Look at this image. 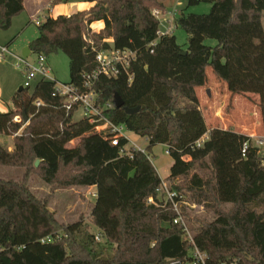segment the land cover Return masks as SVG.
Wrapping results in <instances>:
<instances>
[{"label": "trees", "instance_id": "obj_1", "mask_svg": "<svg viewBox=\"0 0 264 264\" xmlns=\"http://www.w3.org/2000/svg\"><path fill=\"white\" fill-rule=\"evenodd\" d=\"M88 1L94 2L89 9L47 17L29 44L32 52L49 56L62 50L69 58L70 82L81 85L83 74L98 66L91 42L99 49L136 50L128 72L101 75L95 88L102 104L112 102L117 92L124 106L141 109L128 114L114 106L105 115L147 137L148 152L168 144L174 162L166 179L215 211L212 221L196 218L197 226L185 211L207 264H264V214L256 210L264 200L262 155L250 135L209 128L196 91L208 82L212 68L232 94H258L264 132V0H187L188 6L212 3L208 13L177 17L176 24L189 34L187 49L174 33L158 38L153 9L166 10L159 0ZM24 10V0H0V27L10 28ZM96 21L105 24L99 32L91 26ZM209 38L217 44H205ZM54 89L53 82L41 81L33 90H18L15 109L0 111V135L14 137L13 150L0 141V165L27 169L22 181L0 178V264H191L194 247L174 223L176 212L159 205L161 177L147 155L137 150L132 157L123 154L125 139L113 145L87 119L74 120ZM37 99L44 103L40 108ZM24 112L30 123L21 132ZM18 115L21 122L15 120ZM207 132L209 139L197 147ZM76 138L79 144L68 147ZM72 166L76 173L65 177L63 171ZM196 166L204 172L194 171ZM37 169L48 183L97 187L91 217L112 254L106 256L80 220L62 226L64 234L57 232L48 199L27 184ZM180 179L184 182L176 183ZM150 197L156 203H149ZM228 203L232 208L223 209ZM69 245L82 253L70 252Z\"/></svg>", "mask_w": 264, "mask_h": 264}, {"label": "rangeland", "instance_id": "obj_2", "mask_svg": "<svg viewBox=\"0 0 264 264\" xmlns=\"http://www.w3.org/2000/svg\"><path fill=\"white\" fill-rule=\"evenodd\" d=\"M66 2L86 3L88 1L62 0L61 4ZM159 2H161L166 9L163 15H161V18L173 20L174 34L177 37V41L184 49H187L189 34L184 28L176 24L177 17L183 12L197 14L208 13L211 10L212 3H201L188 6L187 0H159ZM37 4L38 3H36L35 6H38ZM29 9L30 7L15 16L10 28L2 29L0 27V46L8 45L9 49L19 56L23 55L24 48H26L30 42L39 35L38 26L46 21L45 12H41V14L39 13L40 15H36L32 19ZM205 44L215 46L217 40L209 38L205 40ZM37 56L36 53H32L30 55L31 61L36 60ZM48 65L52 69V77L58 82L67 83L71 81L69 58L62 50L48 56ZM207 72L208 82L204 86L198 87L196 91L200 99V107L205 114L209 128H232L236 131L249 133L251 136H254L253 142L256 143L257 139L264 135L263 126L260 123V96L255 93L234 95L228 90L227 85L216 77L212 68H208ZM23 84L24 74L17 67L16 57L12 54H7L5 58H0L1 98L6 100V102H10L12 96L21 86H23ZM184 103L185 101L181 104L183 105ZM18 118L20 122L23 120L22 115H18ZM80 119V114L77 113L74 120L77 121ZM29 123L30 118L27 123L23 121L21 132ZM126 133L130 137V140L138 146L143 148L148 146L149 143L146 137L138 135L130 130H126ZM13 139V136L0 135V141L5 143L10 150H13L14 148ZM79 142L80 139L76 138L68 143L67 146L75 147ZM130 145H132L131 142ZM166 149V144H158L149 151L153 158V164L162 177L170 174V169L174 162L172 156L166 153ZM26 170V167L0 165V178L22 181ZM194 171L201 173L204 172L198 166L194 168ZM74 173H76V169L73 166L71 168H66L63 171L65 177ZM183 182L184 179L176 181L178 184ZM27 184L37 196L48 199L49 208L54 212L58 222V233L64 234L62 226L71 225L80 220L90 232L96 235V241L104 247V253L106 256H109L114 252V249L107 244V240L92 221L91 212L97 199L96 196L92 195L93 191L91 192L88 188L80 185H69L61 182L48 183L38 169L30 172ZM185 192L186 194L183 193L187 201L185 204V211L191 219V225L197 226L199 224L196 218L200 221H212L217 217V214L213 209L195 203L192 198V193L186 189ZM222 207L223 209L229 210L232 208V204H223ZM256 210L264 214V200L259 206H256ZM114 247H116V245H114ZM69 248L70 252L74 251L79 254L82 253L76 246L69 245ZM167 264L173 263L167 262Z\"/></svg>", "mask_w": 264, "mask_h": 264}, {"label": "built area", "instance_id": "obj_3", "mask_svg": "<svg viewBox=\"0 0 264 264\" xmlns=\"http://www.w3.org/2000/svg\"><path fill=\"white\" fill-rule=\"evenodd\" d=\"M164 11L161 9H154L153 15L159 20V29L157 31L158 38L174 33V22L170 19H163ZM172 21V22H170ZM158 38L151 42V45L157 43ZM92 49L96 52L95 60L98 64L97 69L92 72H86L82 76V84L77 85L72 82L61 83L52 77V69L48 65V56L44 53L37 54V59L31 61L29 56H19L14 54L8 47V45H1L0 58L3 59L7 54H12L17 59V67L24 74L23 87L29 90H33L38 82L50 81L54 83V95L62 98L63 105L66 108L68 114H73V119L77 113L80 114L81 119H87L94 125V130L103 134L106 137L111 138L113 145H121V140L125 139L126 144L123 145L121 151L123 154L132 157L133 151H141L146 154L148 159L153 163V158L146 148L140 147L130 140L126 130H129L124 123H115L113 120L105 115L107 109H111L115 106L114 102H107L102 104L99 101V93L95 88L96 82L101 75L107 77H117L122 71H127L136 58V50L132 49H99L91 42ZM43 101L37 99L35 105L40 108L43 105ZM18 116L15 117L16 121ZM210 137V132L205 133L197 142V147L204 145L205 141ZM252 140L254 136H251ZM148 140V138L146 137ZM130 142L132 145H130ZM249 141H246L242 147V154L245 156L249 148ZM259 148V153L262 155V165L264 166V135L257 139L254 143ZM166 153L170 154V146L166 144ZM154 165V164H153ZM160 204L162 206L169 205L175 212L174 223L179 224L184 233L185 239L193 245L192 249V261L191 264H207V253L200 250L196 245L193 231L191 230L189 223L185 216V204L187 203L185 195L171 186V183L161 177V183L156 189ZM92 195L97 197V192H93ZM149 203H156L153 197L148 200ZM43 242L46 239L42 240Z\"/></svg>", "mask_w": 264, "mask_h": 264}, {"label": "crops", "instance_id": "obj_4", "mask_svg": "<svg viewBox=\"0 0 264 264\" xmlns=\"http://www.w3.org/2000/svg\"><path fill=\"white\" fill-rule=\"evenodd\" d=\"M62 0H24V5H25V9H28L30 7V16L32 17V19L34 18V16L38 15L39 13L41 14V12H45V18L47 17H53L56 18L59 15H71L79 10H83V9H89L94 5V2H81V3H76V2H66L64 4H61ZM60 2V3H57ZM36 3H38V6H35ZM39 14V15H40ZM92 29L94 31H101L105 24L103 21H96L94 23H92ZM29 47V45L27 46ZM25 49V48H24ZM32 50L30 55L32 54ZM20 89V88H19ZM18 89V90H19ZM17 92L12 96V100L10 102H6V100H3L1 98L2 92L0 90V111L1 112H9L13 109H15V104H14V100L17 96ZM81 118V117H80ZM262 124V117H261V122ZM247 135H250L249 133H245ZM160 175V174H159ZM169 175V174H168ZM167 175V176H168ZM162 177L160 175V177L162 178H166ZM82 187H86L88 188L91 192H97V187L96 186H82ZM94 207V206H93Z\"/></svg>", "mask_w": 264, "mask_h": 264}, {"label": "water", "instance_id": "obj_5", "mask_svg": "<svg viewBox=\"0 0 264 264\" xmlns=\"http://www.w3.org/2000/svg\"><path fill=\"white\" fill-rule=\"evenodd\" d=\"M30 53H31V49H30V47H26V48L24 49V51H23V56H26V57H27V56L30 55ZM185 53H186V52H185ZM23 89H24V87L21 86L19 90L21 91V90H23ZM113 102H114L116 108H122V107H123L124 110H125L128 114H134V113H137V112L140 111V109H141V106H137V107H128V106H124V100H123V98L121 97V95H120L119 93H117V92L113 95ZM28 121H29V118H28L26 112H24V122L27 123ZM39 163H40V160H37V161H36V166H38Z\"/></svg>", "mask_w": 264, "mask_h": 264}]
</instances>
